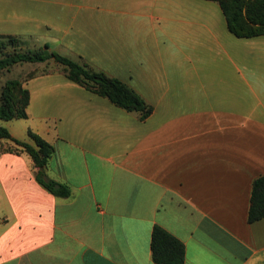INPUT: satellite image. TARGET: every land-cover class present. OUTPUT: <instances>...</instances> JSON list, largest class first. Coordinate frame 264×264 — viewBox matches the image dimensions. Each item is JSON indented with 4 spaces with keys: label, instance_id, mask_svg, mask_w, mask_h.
I'll list each match as a JSON object with an SVG mask.
<instances>
[{
    "label": "crops",
    "instance_id": "1",
    "mask_svg": "<svg viewBox=\"0 0 264 264\" xmlns=\"http://www.w3.org/2000/svg\"><path fill=\"white\" fill-rule=\"evenodd\" d=\"M0 35L29 37L117 78L152 107L144 120L69 79L25 81L26 117L4 124L53 145L35 180L26 153L0 154V264H155L158 225L184 264H264V35L239 38L211 0H0ZM3 124V123H2Z\"/></svg>",
    "mask_w": 264,
    "mask_h": 264
},
{
    "label": "trees",
    "instance_id": "2",
    "mask_svg": "<svg viewBox=\"0 0 264 264\" xmlns=\"http://www.w3.org/2000/svg\"><path fill=\"white\" fill-rule=\"evenodd\" d=\"M211 1L217 2L221 7L227 28L234 36L249 38L264 35V0ZM0 41L15 46L19 38L14 35H0ZM48 50L49 45L46 43L43 48L36 50H14L0 58V71L17 63H42L52 58L63 67L69 79L88 91L107 98L125 111L137 113L140 120H144L152 112V107L125 82L94 69L82 60H74ZM28 101L29 91L21 82L16 79L6 80L0 90V154L26 153L36 168L35 180L53 195L68 197L70 189L67 185L45 176L44 168L54 151L53 145L31 130H28L31 143L16 139L2 124V121L25 118ZM3 145L6 147L2 148ZM263 217L264 175H261L252 183L247 220L254 222ZM150 250L155 264H184V244L158 225H154L151 231Z\"/></svg>",
    "mask_w": 264,
    "mask_h": 264
},
{
    "label": "rangeland",
    "instance_id": "3",
    "mask_svg": "<svg viewBox=\"0 0 264 264\" xmlns=\"http://www.w3.org/2000/svg\"><path fill=\"white\" fill-rule=\"evenodd\" d=\"M18 38H19V42L15 46L11 45L10 43H6L5 41L3 42L0 41V58L8 53L13 52L14 50L26 51V50H36L39 48H43V45L37 43L36 40L33 38H29V37H18ZM53 67H58V63L55 62L52 58L42 63L24 62V63L14 64L11 68L0 71V90L4 85V83L6 82V80L8 79H16L22 83V86H25L24 84L28 77L35 75L39 72H46ZM2 123L4 125L7 124L8 122L2 121ZM5 147L6 145H3L2 148Z\"/></svg>",
    "mask_w": 264,
    "mask_h": 264
}]
</instances>
